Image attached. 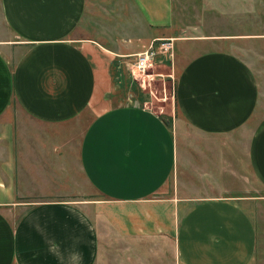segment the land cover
<instances>
[{
	"label": "crops",
	"instance_id": "obj_1",
	"mask_svg": "<svg viewBox=\"0 0 264 264\" xmlns=\"http://www.w3.org/2000/svg\"><path fill=\"white\" fill-rule=\"evenodd\" d=\"M0 13L10 36L0 40V264L96 263L98 226L60 199L72 195L76 166L116 235L172 242L177 264H256L251 199L157 195L173 176L180 186L186 141L196 143L195 179L223 189L214 183L223 172L237 174L229 140L257 118L259 103L240 56L210 46L213 36L182 34L172 0H0ZM166 37L176 107L168 121L119 103L123 70L134 77L137 54ZM81 120L77 144L68 124ZM237 141L264 186V116Z\"/></svg>",
	"mask_w": 264,
	"mask_h": 264
},
{
	"label": "rangeland",
	"instance_id": "obj_2",
	"mask_svg": "<svg viewBox=\"0 0 264 264\" xmlns=\"http://www.w3.org/2000/svg\"><path fill=\"white\" fill-rule=\"evenodd\" d=\"M172 8L174 23L182 34L213 36L214 44H209L210 46L232 51L249 65L258 85L259 103L257 118L229 140L234 146L230 149L233 152L229 155L230 167L237 174L223 172L224 180L214 182L215 185L221 183L223 189H212L210 182L195 179V174H190V163L196 160L197 149L194 141H186L180 149V156L178 155L177 172L182 169L180 186L176 187L173 176L170 185L165 186L157 195L166 196L176 191L182 198L212 192L245 195L251 199L248 202L249 208L253 212L257 228L256 264H264V186L254 178L247 159L236 148L237 136L239 142L246 139L264 116V0H172ZM9 37L8 28L0 13V40H7ZM173 60L174 49L171 57H157L145 75L127 77V70H123L126 83L119 89L122 93L119 103L146 106L167 121L173 120L176 113ZM84 125L82 120L68 124L70 130H75L73 136L77 144ZM73 174L76 184L72 195L60 199L80 206L98 226L99 253L95 264H177L175 244L172 242L150 237L146 243L145 240L126 239L116 235L107 217L96 211L95 205L102 196L88 183L79 167H75ZM173 185L175 189L172 190Z\"/></svg>",
	"mask_w": 264,
	"mask_h": 264
},
{
	"label": "built area",
	"instance_id": "obj_3",
	"mask_svg": "<svg viewBox=\"0 0 264 264\" xmlns=\"http://www.w3.org/2000/svg\"><path fill=\"white\" fill-rule=\"evenodd\" d=\"M174 38L166 37L152 41L146 48L139 52L136 60L130 64L129 70L133 76L147 74L157 55H173Z\"/></svg>",
	"mask_w": 264,
	"mask_h": 264
}]
</instances>
